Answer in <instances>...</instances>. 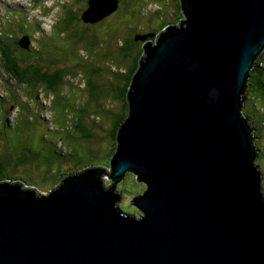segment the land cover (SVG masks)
I'll use <instances>...</instances> for the list:
<instances>
[{"label":"water","instance_id":"water-1","mask_svg":"<svg viewBox=\"0 0 264 264\" xmlns=\"http://www.w3.org/2000/svg\"><path fill=\"white\" fill-rule=\"evenodd\" d=\"M178 2L179 26L136 38L143 57L109 174L70 176L46 195L0 183V264H264L263 178L243 117L264 0ZM118 3L90 0L82 22ZM19 45L30 50L29 38ZM129 173L147 187L131 202L139 218L116 203Z\"/></svg>","mask_w":264,"mask_h":264},{"label":"rangeland","instance_id":"rangeland-1","mask_svg":"<svg viewBox=\"0 0 264 264\" xmlns=\"http://www.w3.org/2000/svg\"><path fill=\"white\" fill-rule=\"evenodd\" d=\"M83 6L79 0H39L37 5L34 0H0V30L7 35L13 27V33L19 37L24 31L31 33L28 26H32L53 36L42 38L35 34L31 38L32 53L37 55L41 51V71L46 75L53 76L60 71L69 75L56 93H49L44 85L16 84L0 64V129L14 130L10 145L13 150L17 149L14 156L18 159L8 167L28 162L30 171L16 178L37 187L25 185L26 190L32 188L39 194L52 190L60 177L70 171L110 164L111 113L121 110L114 90L122 86V76L130 64V60L121 56L122 42L131 36L159 35L168 26H179L182 17L178 0H119L117 9L102 21L74 24L69 32L60 30L58 23L68 18V12L73 11L79 17ZM76 33L84 35L82 41ZM135 47L131 55L143 53L142 47ZM16 55L29 56L27 66L38 64L32 54L23 56L16 52ZM79 121L93 136L91 142L72 140L73 127ZM261 141L264 144V139ZM60 144L67 154L58 149ZM3 146L0 141V150ZM257 164L260 166L259 160ZM260 173L264 193L262 166ZM135 178L129 173L119 183L122 198L118 205L124 213L139 216L131 202L145 188ZM103 182L106 186L110 184L108 178Z\"/></svg>","mask_w":264,"mask_h":264},{"label":"trees","instance_id":"trees-1","mask_svg":"<svg viewBox=\"0 0 264 264\" xmlns=\"http://www.w3.org/2000/svg\"><path fill=\"white\" fill-rule=\"evenodd\" d=\"M77 1L78 0H76V2ZM79 1L84 4L83 7H88V2L90 0H79ZM38 2L39 0H34V5H37ZM81 11L82 12L80 13L83 14L85 9L83 10L81 9ZM179 11L181 12L180 4H179ZM82 14L81 16L77 17L73 14V11H69L67 14L69 19L65 18V20H62L58 23L60 30L61 28H64L65 31L69 32L74 24L78 25L80 23H83ZM181 19H183V16L181 17ZM37 27L40 28V25H37ZM13 32L14 31L11 30L9 33H7V35H5L2 31H0V64H1V68L3 69V71L6 74H10L11 76L13 75L14 76L13 80L20 84H23V86L29 87V86L44 85L47 92L56 93L59 87L62 85L63 80L68 78L69 75L66 74L64 71L58 72L57 74L53 75L51 78L50 76L43 74L41 72L42 68L40 66V59L43 60L41 51L38 50L37 55L36 53L32 54V53L24 52L20 48L18 34L15 35ZM76 34L79 35V41H82V39L84 38V35H81L79 33H76ZM137 37L139 36H135V37L131 36L130 40L128 39V41L122 42L123 45L121 48V51H122L121 56L123 57V59L130 60V64H129V69L125 70L126 72H124L123 74L124 76H122V81H123L122 86L119 89L114 90V96L120 102L119 105L121 106V110L118 113H115V112L111 113V118L113 119V126H112V131L110 134V138L113 142L111 158L116 152L117 136H118L119 130L129 116V103H128L129 102L128 101L129 88L131 86V83L133 81L135 74L137 73L139 69L140 60L143 57V54L131 55L132 50L136 49L135 43L137 42L136 40ZM16 52L21 53L23 56H28L32 54V56L36 58L38 64L35 66L30 65L27 67V69L23 68V66H26V61L29 60L30 58L29 56L26 58H20L19 56L16 55ZM23 62H24V65H23ZM262 101H264V51L255 61L254 66L248 76L247 86H246L245 96H244V103H243V117L251 124V127L253 129L254 148H256L257 153H258L257 160H259L260 166H262V170L264 171V162H263L264 161V144H262V141H261L262 139H264V106H263ZM1 129H0V141L4 144V146L0 150V183L1 182L9 183L10 185L21 183L24 186L28 185L27 187L30 186L32 188H37V187H34L32 184L29 185L27 182H24L23 180L16 178V175L18 174L21 175L22 173L25 174L26 172L30 171L27 168V167H30L28 166L29 164L28 162L27 164L22 162V164H25L24 166H22V164L19 163L18 166L14 165L13 167H8L11 161L18 160L17 158L15 159V156H14L15 155L14 153L16 152L17 149L13 150L10 145L12 144L11 142L12 137L10 134L14 132V130L8 129V131L5 132L3 127ZM75 134L76 135L78 134L79 137H77ZM71 136H72V140H77V141L83 140V141L91 142V139H93V136L89 133V131H87L86 127L80 121L78 122L76 127H73ZM258 145L260 147H258ZM58 149H61L63 155L67 154L66 152H63L62 144H60ZM257 160H256V163H257ZM8 168L10 170H8ZM93 169L104 170L106 175H108L110 164H108L106 167L79 168V169H76L75 171H70L67 174H63L58 181L59 183H57L53 189L58 188L61 185V183L64 180H66L68 177L74 176V175H81L82 173H85L86 171L93 170ZM106 175H102V178L107 177ZM135 179L138 180L137 177ZM118 185L119 184H116L114 193H117L122 198V194L118 189ZM141 185H143L145 188L144 191L142 189V192L144 193L147 187L144 183H142ZM106 187L110 189L112 188V185L108 184V186ZM22 190L26 191L24 187H22ZM52 190H49L47 193H49ZM143 193L136 195L133 199L143 195ZM116 203L120 204V202H116ZM134 207L139 211V216H136L139 218L141 216V212L136 206Z\"/></svg>","mask_w":264,"mask_h":264},{"label":"clouds","instance_id":"clouds-1","mask_svg":"<svg viewBox=\"0 0 264 264\" xmlns=\"http://www.w3.org/2000/svg\"><path fill=\"white\" fill-rule=\"evenodd\" d=\"M87 8V7H86ZM86 10V9H85ZM13 26V25H12ZM41 26V25H40ZM29 27V29H30V31H31V33H29V32H25L24 31V34H23V37H18L19 38V42L24 38V37H28L29 38V40H30V50L32 49V45H31V38L33 39V37L35 36V34L37 35V37H38V34H39V36L41 37L42 36V34H45L43 31H36L35 30V28L34 27H32V26H28ZM11 30H13V27H11ZM10 30V31H11ZM1 31V30H0ZM36 31V32H35ZM3 32V31H2ZM4 33V32H3ZM38 33V34H37ZM19 35V34H18ZM21 35H22V33H21ZM21 48V47H20ZM22 49V48H21ZM23 50V49H22ZM30 50H28V51H30ZM24 52H26V53H28V51H26V50H23ZM143 54V53H142ZM9 76H10V74H8ZM37 104V103H36ZM103 179H107L106 177L105 178H103ZM24 189H25V186H24ZM32 190V189H31ZM34 191V190H33ZM44 193L45 192H40V194H43L44 195ZM45 194H48V193H45Z\"/></svg>","mask_w":264,"mask_h":264},{"label":"flooded vegetation","instance_id":"flooded-vegetation-1","mask_svg":"<svg viewBox=\"0 0 264 264\" xmlns=\"http://www.w3.org/2000/svg\"><path fill=\"white\" fill-rule=\"evenodd\" d=\"M87 6V5H86ZM84 9H86V7H84ZM83 10V9H82ZM88 25H90V24H88ZM91 27V26H90ZM53 37V36H51V35H45V34H42V38H44V37ZM20 37H23V34L20 36ZM19 37V38H20ZM153 42L155 41V39L154 40H152ZM143 45H144V43L143 42H141V41H137L136 43H135V46H140V47H142V49H143ZM33 52V49H31L30 51H28V53H32ZM33 54V53H32ZM23 65H24V62H23ZM26 67H28L27 65H26ZM26 67L25 66H23V68H25L26 69ZM43 74H45L44 72V70L43 71H41ZM8 75V74H7ZM10 77L13 79V75L11 76L10 75ZM52 76H50V78H51ZM16 84H19L18 82H16Z\"/></svg>","mask_w":264,"mask_h":264}]
</instances>
